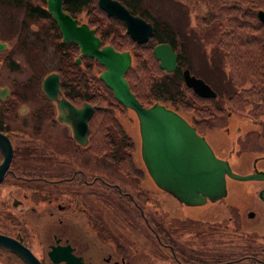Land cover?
<instances>
[{
    "label": "flooded vegetation",
    "instance_id": "flooded-vegetation-1",
    "mask_svg": "<svg viewBox=\"0 0 264 264\" xmlns=\"http://www.w3.org/2000/svg\"><path fill=\"white\" fill-rule=\"evenodd\" d=\"M22 26L27 28V23L20 16L13 34H0V42L5 43L0 50V88L7 87L6 95L0 99V132L11 146L8 166L0 180L8 190L0 197V234L21 243L41 264L65 263H54L48 256L47 251L58 246L68 248L78 258L76 264H264V236L260 240L255 236L264 229V201L257 197L258 191L256 198L261 202L258 209L242 210L238 204H228L218 207L217 212L215 208L209 212L203 204L212 203L210 206L214 207L222 197L188 206L158 189L153 182L156 189L144 190L142 169L133 162L128 169L120 171L105 159L109 168L105 164L97 171H84V165H90L86 156H93L87 147L88 131L85 145L75 142L70 127L56 119L54 102L45 95L54 111L48 115L51 127L47 132L41 130L47 119L41 120L40 110L35 106L38 98L32 90L34 77L28 72L22 78L19 72L23 63L28 70L30 63L31 67L34 65L36 53L29 49ZM46 41L53 47L51 41ZM40 84L39 80V88ZM60 85V94L72 105L79 106L84 101L72 103L61 92ZM28 91L32 97L26 95ZM187 120L197 133L204 132L198 123ZM36 124L38 132L33 133ZM65 126L69 136L58 134ZM42 131L45 138L40 137ZM31 139L34 141L28 143ZM256 160L257 157L255 168ZM32 165L38 169L36 174L27 173ZM252 170L253 165L249 172ZM32 177L40 179L31 181ZM260 181V188L264 187V180ZM34 182L37 185L31 186ZM159 192L164 195L162 201L158 200ZM169 199L174 202L172 206L167 202L163 207L162 203ZM180 207L192 209L184 211ZM34 211L43 220L33 225L30 216ZM242 215L252 223L246 222L244 226ZM51 217L56 218L63 231L51 229L48 219ZM244 230L249 232V237H245ZM0 264L24 263L15 253L0 246Z\"/></svg>",
    "mask_w": 264,
    "mask_h": 264
},
{
    "label": "trees",
    "instance_id": "trees-1",
    "mask_svg": "<svg viewBox=\"0 0 264 264\" xmlns=\"http://www.w3.org/2000/svg\"><path fill=\"white\" fill-rule=\"evenodd\" d=\"M2 1L8 0H0V3ZM10 1L9 3L13 5L20 3L22 15L40 27L39 37L53 43V49L58 56L54 69L59 72L61 92L72 103L78 104L86 100L90 104L105 107L95 110L93 117L88 120L87 147L90 153L93 157L106 159L117 170L128 169L132 165L130 153L135 147L120 122V117L124 115L123 109L126 108L117 103L109 89L98 80L99 69L95 66L96 62L87 57H81L80 63L75 61L77 46L72 41L60 40L58 28L47 13L44 0H36L35 4L32 0ZM120 1L130 12L139 14L152 23V31L144 45L135 44L126 35V39L122 40L119 32L115 30L117 28L113 26L117 24L121 28L118 24L120 22L100 11L95 0H62L61 4L69 15L77 17L83 13L84 21L94 29L102 43H109L116 51L131 50L132 61L124 73V79L138 102L146 106L153 101L165 104L184 117H189L191 122L198 123L197 126L202 129H209L210 118L215 113L230 112L233 109L244 111L254 123L264 118V23H260L255 16L257 10H264V0H204V10L199 21L205 25L215 23L218 27L215 42L223 59L229 65L227 75L221 72L224 77H221L219 88L214 89L216 92L214 98L200 97L190 88L184 87L180 70L183 66L188 68L189 66L182 49L183 40L178 37L179 32L167 29L169 28L167 25L157 22L155 14L140 12L137 9V0ZM161 42H166L177 52L178 62L171 72L157 67V62L152 56V46ZM136 49H141L142 54L134 53ZM218 97L225 99L224 105L219 102ZM94 119L96 123L92 128L90 124ZM33 141L31 139L28 143ZM48 157L54 165L51 156ZM49 165L53 169L54 166ZM37 172V167L32 165L27 173ZM35 179L32 177L31 181ZM33 185H37V182L31 184Z\"/></svg>",
    "mask_w": 264,
    "mask_h": 264
},
{
    "label": "water",
    "instance_id": "water-1",
    "mask_svg": "<svg viewBox=\"0 0 264 264\" xmlns=\"http://www.w3.org/2000/svg\"><path fill=\"white\" fill-rule=\"evenodd\" d=\"M62 0H44L47 13L58 26L62 41H73L81 55L96 59L102 66L97 77L112 92L117 103H121L133 113L138 124L139 158L149 179L161 191L169 193L183 204L201 205L206 200L213 202L226 193L225 178L237 180H264V172L256 170L254 159L253 170L246 174L234 173L228 163L227 156L218 157L214 154L204 136L197 133L195 127L178 111L160 102L153 101L144 106L129 91L123 75L131 64L127 50H114L108 43L100 45L99 38L93 34L85 22L76 23L75 18L62 9ZM97 6L107 16L120 20L124 25V33L135 43L147 40L151 24L142 18L132 15L117 0H95ZM256 17L264 23V11L257 10ZM5 43L0 42V50ZM152 55L157 60V67L171 72L175 67V52L166 43L156 44ZM77 62L78 57L74 58ZM182 82L196 95L209 98L215 95L214 90L207 86L199 77L189 74L185 67L181 71ZM43 94L54 102L59 122L66 123L71 130V138L80 145L87 143V120L94 110L104 109L101 105L80 102L72 105L60 94L58 73L50 71L40 80ZM7 93V87L0 88V99ZM59 95V97H57ZM10 142L0 132V180L4 176L11 156ZM257 197L264 201V187L258 190ZM0 246L15 253L24 264H41L37 258L21 243L0 234ZM50 260L64 264H76L74 257L66 247H51L48 251Z\"/></svg>",
    "mask_w": 264,
    "mask_h": 264
},
{
    "label": "rangeland",
    "instance_id": "rangeland-1",
    "mask_svg": "<svg viewBox=\"0 0 264 264\" xmlns=\"http://www.w3.org/2000/svg\"><path fill=\"white\" fill-rule=\"evenodd\" d=\"M33 3L36 0H32ZM138 1V8L141 12H151L153 15H156V21L162 25H167L169 28L167 29H174L179 32L181 39L183 40L182 49L184 51V57L186 58L187 65L190 68L191 74H195L196 76L201 77L206 81L210 87L213 89L219 88V83L221 80L223 72L227 75L228 71V64L223 59L219 49L216 45V38H217V28L215 23L212 25L204 24L199 21L202 16L203 12V4L204 0H137ZM35 4V3H34ZM22 15V9L17 6L13 5L9 2L0 3V34H13L14 27L16 26L17 20ZM24 17V16H23ZM78 22L84 21V14L81 13L77 16ZM108 20V19H107ZM109 21V20H108ZM24 22L27 23V28L22 26V35L28 36L26 39L29 41V49H33L36 51L35 56H33L34 65L31 67V63L29 64V70L25 63L20 65V77L25 78L29 73L34 77V87L33 95H35L37 100V106L40 110V114L38 113L39 117H44L46 123H42L40 126L41 130L47 132L50 125L49 120V113L51 114L54 111V108L50 103H48L45 99V96L42 94L41 89L39 88V80L43 75V71L54 67L58 60L56 56L54 57V49L50 46V43L45 40L43 37H39L41 34L40 27L36 24L30 22V20L25 16ZM15 23V24H14ZM112 23V22H111ZM118 23V22H116ZM113 24V23H112ZM120 24V23H118ZM29 25H31L29 27ZM116 31L119 32V36L122 37V40L126 39L124 35V29L122 24H120L121 28L117 25H113ZM8 27V29H6ZM114 30V31H115ZM40 33L38 34V32ZM115 31V32H116ZM5 35V34H4ZM2 35V36H4ZM38 36V37H37ZM117 39H119L117 37ZM121 40V39H119ZM178 43V42H176ZM37 49V50H36ZM138 55L142 54L141 49H136L133 51ZM32 54H30L31 56ZM18 56V55H16ZM183 57V56H181ZM101 68V67H99ZM29 72V73H28ZM136 72V69L134 70ZM133 73V72H132ZM138 73V72H137ZM135 73V74H137ZM225 89V88H224ZM30 92L28 91L26 95H29ZM32 97V96H31ZM216 97V96H215ZM219 102L223 105L225 103V99L222 97H218ZM49 111L48 112V109ZM124 115L120 117L121 125L123 126L126 134L130 137L132 144L134 145V149L131 154L132 162L136 167L142 169L141 172V180L143 183L144 190L152 191L156 189L149 179L148 175L146 174L145 169H143L141 158H139V135H138V124L136 122L135 116L133 113H130L127 109H123ZM121 114V113H120ZM93 117H90V119ZM89 119V120H90ZM40 120V123H41ZM211 124L209 129H203L202 135L204 136L206 142L210 145L215 155L218 157H225L227 156L228 163L232 169V171L239 174H246L251 169V161L253 159L255 161L256 169L259 171L264 172V118H260L259 121L255 123L252 122L246 115V113L240 112L238 110H232L230 112L225 111L221 113H215L210 118ZM90 123V122H89ZM95 119L93 123L91 122L90 126H95ZM89 127V126H88ZM38 124H36V128L33 131L38 132ZM93 128V126H92ZM7 130V129H6ZM41 132L40 137L45 138L44 132ZM63 134L69 136L68 127H64L58 134ZM227 152H229L227 154ZM86 162L90 161V165H84L83 170H91L97 171L99 167L103 165L106 168H109V164L100 157H93V156H86ZM111 168H113L111 166ZM113 169H116L115 167ZM122 170V169H121ZM122 173V172H121ZM147 176V177H146ZM262 181L254 180V179H246V180H237L231 179L229 177L225 178V188L226 194L222 197L223 200L220 201L219 204L214 203V207L210 206L211 204H203V207H207V211L212 212L215 208L217 212L218 207H222L225 205H233L238 204L242 210L247 208L258 209L260 205V200L256 198V192ZM41 185V184H40ZM42 186V185H41ZM93 188V187H92ZM7 186L0 184V197L7 194ZM93 193L95 190L93 188ZM159 192L158 198L159 201H162L164 195ZM168 198H171L170 196ZM104 199V198H103ZM165 199V198H164ZM171 201V202H170ZM85 202L88 203L89 199L86 198ZM111 204L113 203L112 199L110 200ZM169 202L172 206V199L168 201H164V204ZM174 203V202H173ZM109 204V202L107 203ZM211 207V208H210ZM199 208H194L200 209ZM184 211L191 210V208L180 207ZM179 209V210H180ZM29 211V210H27ZM206 211V213H207ZM30 216L31 223L41 222L43 219L40 216V213L35 214V211L32 212ZM195 216V215H194ZM51 225V229L55 231H63L62 225L57 222L56 218L51 217L48 218ZM63 219V218H62ZM241 220L244 223L250 222V220H246L244 215H242ZM54 221V222H53ZM115 224V222H114ZM245 233V237H249V232L243 231ZM263 233L258 236V239L264 236V229L262 230ZM263 243V242H261ZM37 247L39 245L37 244ZM150 260H153L151 255L148 256Z\"/></svg>",
    "mask_w": 264,
    "mask_h": 264
}]
</instances>
